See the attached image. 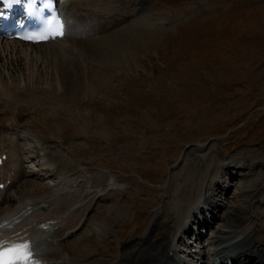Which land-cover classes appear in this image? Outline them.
I'll return each instance as SVG.
<instances>
[{
	"label": "rangeland",
	"instance_id": "374dc122",
	"mask_svg": "<svg viewBox=\"0 0 264 264\" xmlns=\"http://www.w3.org/2000/svg\"><path fill=\"white\" fill-rule=\"evenodd\" d=\"M149 1L158 4L153 13L161 18L159 27L121 29L104 37L108 46L104 38L73 45L66 66L43 60L30 71L16 66L15 56L0 60L13 62L5 70L8 84L12 79L21 88L0 100V124L25 132L15 144L22 156H32L36 164L44 148L61 164L59 171L81 167L116 177L118 188L107 191V201L90 217L117 205L114 234L107 236L118 251L119 244L148 233L153 213L140 216L157 208L158 199L162 213L171 211L174 199L186 208L179 202L182 194L199 201L209 179L227 168L229 175L214 187L216 199L227 206L217 212L224 221L209 220L206 226L214 225L201 229L214 236L230 211H244L241 183H264V0ZM98 71L100 77L91 75ZM63 77L74 81L65 84ZM246 159L261 166L256 175L252 168L238 171L231 164ZM21 172H28L21 176L24 186L34 180L27 167ZM253 211L264 216L263 206ZM75 235L66 243L83 245L86 236L92 237L87 249L92 251L108 238L87 229Z\"/></svg>",
	"mask_w": 264,
	"mask_h": 264
},
{
	"label": "bare ground",
	"instance_id": "6f19581e",
	"mask_svg": "<svg viewBox=\"0 0 264 264\" xmlns=\"http://www.w3.org/2000/svg\"><path fill=\"white\" fill-rule=\"evenodd\" d=\"M61 5L64 12L70 16L71 22L70 33L64 39L53 43L29 45L0 38V60L9 61L15 56L18 63L16 66L26 65L30 71L43 60L57 65H60L58 63L60 61L66 66L68 63L66 57H69V52H72L73 45L89 41V39L93 42L100 41L114 32H121V29L125 31L133 25L157 26L161 22V18L156 19L153 13L159 9L158 4H153L149 0L135 2L129 0H62ZM76 36L83 39L77 40ZM106 40V44L103 45H107ZM43 48L46 50L39 51ZM103 48L106 50V47L103 46ZM101 55L103 56V53ZM0 63L1 100L12 97L13 93L21 88L14 84L12 79L8 84L9 80H7L5 70L7 67L10 69L13 62L11 64ZM108 66H106L108 69L112 68L111 65L110 68ZM99 72H91V75L98 74L100 77L102 72ZM59 73L61 74L60 71ZM62 81L69 84L74 80L70 77L66 79L63 77ZM62 81L57 80V87L62 88ZM2 132L4 135L0 136V158L7 156L6 161L0 167V187L1 184L6 186L3 190L0 188V243L3 245L33 238L37 256L48 264H72L77 259L78 264H264V216L260 219L255 214L256 211H253L255 207H264L263 182L256 185L249 184L250 186L247 184L244 186V183H241L239 188L243 187V192L240 198L247 201L244 211L240 214L230 211L225 224L215 229V235L207 240L202 235L203 232H200L193 241L191 235L194 229L189 225L196 226L198 223L201 229L207 227L206 223L209 219L211 222L215 219V223L219 219L221 222L224 221L217 212L219 208H225L226 205L223 201L216 199L214 187L219 188L221 182H224L229 175L227 168L226 173L221 177H216L211 181V178L209 179V184L199 201L194 195H189L185 200L181 198L182 194L179 202L188 204L187 207L184 205L186 208L182 204L177 206L174 199L170 203L171 211L167 209L165 214L157 211L156 207L148 213L142 212V216L140 212V218H144L150 212L153 213L154 221L148 233L135 235V240L129 246L124 243L119 244L122 245L121 251H118V245L110 246V237L106 238L104 247L98 253L87 250L91 247L92 237L86 236L83 245L70 244L66 241L84 229L101 237L114 234L111 224L114 222V211L117 206L115 203L111 207L108 206L98 211L96 215L93 214V217H90V214L96 210L94 207L97 204L107 201L105 195L110 188L112 191L116 189L118 186L116 177L107 171L88 170L81 167L65 173L59 172L61 164L55 163V155L52 157L49 151H46L48 149L44 148H40L41 156H39V162L35 164L32 156L27 154L22 156L24 153L21 147L15 146L25 133L23 130L17 126L0 124V134H3ZM5 137L10 138L14 144L4 141ZM62 160L61 158L60 162ZM245 161L249 162L246 164ZM245 161L231 164H235L237 170L244 167L252 168L251 175H256L260 171L259 164L252 163L249 159ZM22 167H27L30 170V176L34 178V180H29L25 186L24 182L21 183V176L22 173L25 175L28 172H21ZM203 185L201 188L204 187ZM200 212L205 216L204 219H200ZM207 213L210 215L209 218L208 215L206 216ZM246 225H251V227L247 228ZM253 225L256 226L253 227ZM121 232L122 230L120 236ZM196 242L198 245L193 247ZM175 245L177 249L179 245L190 253L183 251L181 255L177 254ZM109 246L111 248H108ZM105 256H108L110 260H107Z\"/></svg>",
	"mask_w": 264,
	"mask_h": 264
},
{
	"label": "snow or ice",
	"instance_id": "6c2138e0",
	"mask_svg": "<svg viewBox=\"0 0 264 264\" xmlns=\"http://www.w3.org/2000/svg\"><path fill=\"white\" fill-rule=\"evenodd\" d=\"M8 4H19L22 0H5ZM34 4L35 0H29ZM62 28V25H60ZM31 261V247L28 244H14L11 248L4 250L0 243V264H29Z\"/></svg>",
	"mask_w": 264,
	"mask_h": 264
}]
</instances>
